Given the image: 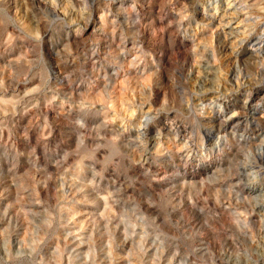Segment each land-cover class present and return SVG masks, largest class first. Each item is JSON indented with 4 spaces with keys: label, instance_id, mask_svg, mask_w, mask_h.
Returning a JSON list of instances; mask_svg holds the SVG:
<instances>
[{
    "label": "rangeland",
    "instance_id": "rangeland-1",
    "mask_svg": "<svg viewBox=\"0 0 264 264\" xmlns=\"http://www.w3.org/2000/svg\"><path fill=\"white\" fill-rule=\"evenodd\" d=\"M112 1L0 0V264H264V237L242 220L251 207L232 188L238 162L256 149L238 156L236 137L232 149L216 150L202 108L219 107L208 99L214 89L200 90L182 59L165 66L156 58L184 35L196 39L183 52L212 50L218 23L204 28L220 2ZM197 8L207 20L180 27ZM99 15L105 23L85 29ZM116 45L141 54L120 63ZM201 49L191 64L209 62L210 85L222 79L233 88L231 54ZM256 62L241 74L263 84ZM227 100L240 109L245 98ZM146 113L154 115L148 128ZM170 127L191 138L195 171L213 152L204 179L179 165ZM204 239L213 241L202 250ZM233 245L246 256H230Z\"/></svg>",
    "mask_w": 264,
    "mask_h": 264
},
{
    "label": "bare ground",
    "instance_id": "bare-ground-1",
    "mask_svg": "<svg viewBox=\"0 0 264 264\" xmlns=\"http://www.w3.org/2000/svg\"><path fill=\"white\" fill-rule=\"evenodd\" d=\"M124 1L125 0H113L111 4L114 7H118L120 5L123 6L122 4L124 3ZM214 1L220 2L216 7L219 12L217 15L215 12H212L210 16L208 14V16L211 18V21H207L206 27L204 28V30H206L205 32H208V26L210 27L211 25H214L215 22L218 23V29H216V32L214 33L215 44L212 50L210 49L211 52L210 50H208L207 47V50H204V47L203 51L201 48H198L199 50L196 49V51H194V54L193 52L191 53L188 50L187 52H183V50L186 48V44L193 45L196 39L195 37H193L192 39H188L187 35H184L182 39H179V44L176 47H169L163 52L164 55L160 57L156 56V58H158L157 62L166 66L168 64H174L173 60L182 59L183 64L188 65L189 76L191 78L194 76V80L196 81V84L200 86V90H209V88L214 89L213 93H211V96L208 99L213 104L219 105V107H208L209 110L207 109V104H203V107H201L204 109L203 113L209 115L208 122L211 126L212 131L208 132L207 136L208 140L212 142L211 144L215 147L216 150L219 151L220 148L232 149L231 146H227L232 144V142H229V140L232 138L233 141H235V138L237 137L235 141V149L236 154L238 156H241L240 152L246 151L247 153H250L251 151H255L256 149L255 153L252 152L253 155L263 158L264 83L254 84L250 76H242L241 65L257 60L258 73L262 76V81L264 80V32L257 31L258 25L261 23L264 16V2L260 3L258 0H227L225 4V0ZM197 16H200L202 21H206L207 11L205 12V10L197 8L195 11L192 12V15L185 14L183 15V17H180V19L178 20V25L180 27H184L187 22L185 20H188L190 24L193 21V17L196 20ZM117 20H123L122 15H119ZM105 21L106 17L104 15H99L88 21L84 26H86L85 29H88V27L94 29L98 25L102 26ZM235 22L241 24V27H238V25L234 26L233 23ZM125 41L126 42L124 43L122 50L125 49L127 39ZM129 43L136 44V42L134 41H129L128 44ZM234 46L235 48L237 46L239 48L232 51ZM116 48L118 49V59L120 58L118 62L120 63L121 60L124 58V63L127 62L128 64H134V61L138 59L141 54H132L131 50H126L127 52L125 54H122L120 52V45H116ZM200 49L201 52H203L204 54H206V56H209L210 58L211 56H223L227 52L231 54L233 65L231 67L232 79L230 81L233 83V88L225 85L222 79H219L218 81L214 80V84L210 85L211 83H213L210 82L211 80H213V78L209 79L211 77V75L209 74V70L212 68L209 62H204L203 66H201L200 63L198 65L191 64L194 58L200 55ZM209 53L213 54L209 55ZM132 58L135 60L133 61ZM99 60L100 56H93V54L90 56L89 62L92 66L91 72L95 75H99L100 72V67L94 65V63L98 62ZM161 60H165V63H162ZM99 63H101V61H99ZM134 72L135 74H138L137 76H139L140 74L142 75L144 74V68L141 66H138L137 68L135 67ZM231 88L232 90L230 92H232L233 95H228V90H230ZM232 97L236 99H239L240 97L245 98L244 104L241 106L240 109L232 108V106L229 104L227 98L231 102ZM239 114L241 116H239ZM145 116L146 121L144 120L145 122L143 123L146 124V128H148L151 121L154 120V115L151 116L150 113H146ZM145 131L143 133H146ZM168 131L169 133L175 131V139L178 137L176 140L178 146L176 158L179 162V165L182 164L184 166L185 163L188 162V164L186 165L187 167H189L188 171L189 169L190 171H192L189 172L188 175H190V177L188 178L194 180L195 178L201 179L203 177L204 179V176H207L208 171H212V169L215 168V161L212 159L213 152L211 150L209 151L210 157L212 158L207 163L208 165H201L200 171L202 172L195 171L193 169L194 167L191 166H194L196 164L192 165V159L189 160V157L192 155L193 158L195 157L196 161V156H194V150H190V148H193L191 138L186 139V133L184 132V130L179 129L177 127H170ZM143 133L141 134L144 135ZM258 140L260 143L258 142ZM159 141L157 142L156 140H152V146H159ZM251 155L249 160L251 159ZM253 155L252 157H254ZM249 160L247 159L246 161L245 159V161L238 162L235 168V172L232 175V182H234L232 188H234L238 192L240 198L244 199V201H246L248 205H250L251 208L245 212V216L242 217V220L246 223L251 222L253 224L254 222V225L258 227V231L257 233H255V237L260 238V235L264 237V166L263 163L260 164L256 162L258 160ZM260 162L262 161L260 160ZM200 181L203 184L202 180ZM248 181H251V183H248ZM227 194L228 192H226V195ZM230 196L227 198V205H231V202L229 200ZM245 237L248 239L247 236ZM254 241L256 240L254 239ZM79 244L80 243L75 242L76 246H78ZM207 244V239L202 240L200 243V247L202 248L200 249L203 250V247ZM234 245L233 247H230V249L232 248V251H229L230 256L233 255L236 258L240 259H242V257L244 258V256H246L245 253H241V248H236ZM222 264H224V262H222Z\"/></svg>",
    "mask_w": 264,
    "mask_h": 264
}]
</instances>
